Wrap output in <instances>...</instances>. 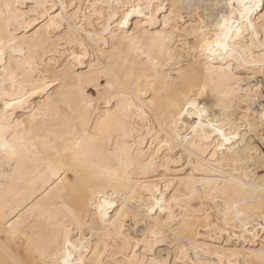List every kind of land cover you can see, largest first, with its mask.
<instances>
[{"label": "bare ground", "instance_id": "6f19581e", "mask_svg": "<svg viewBox=\"0 0 264 264\" xmlns=\"http://www.w3.org/2000/svg\"><path fill=\"white\" fill-rule=\"evenodd\" d=\"M71 2L0 0V264H264V0Z\"/></svg>", "mask_w": 264, "mask_h": 264}, {"label": "rangeland", "instance_id": "374dc122", "mask_svg": "<svg viewBox=\"0 0 264 264\" xmlns=\"http://www.w3.org/2000/svg\"><path fill=\"white\" fill-rule=\"evenodd\" d=\"M72 0H70V2H71ZM71 3H73V5H72V7H69L68 9H71V8H74L75 6H77L76 7V9L75 10H77V8H78V10H79V16L82 18L83 17V14L84 13H86L87 11H88V9L90 8V5L93 3V0H73ZM222 5H220L219 6V8L217 9V10H221V8H222V10L224 9L223 7H221ZM224 7H226V6H224ZM48 9H50V6H48ZM213 9H215V8H213ZM50 13H58L59 12V9L56 7L55 9H53V10H50L49 11ZM93 22H94V24H96V25H98L100 22H101V20L100 19H98V16H94L93 17ZM42 21H43V18H40L39 20H38V22L35 24L36 26H37V28H38V25L40 26L41 25V23H42ZM75 22L77 23L78 21L77 20H75ZM115 24H120L121 23V17L119 18V17H117L116 19H115V22H114ZM22 32H24V30L23 29H20L19 31H18V33H22ZM77 50H79V49H77ZM258 80L259 81H264V77L262 78V77H258ZM251 83V85L253 86V85H256L257 84V81H256V79H253L252 81H250ZM255 88H253V90H254ZM260 91H264V82H262V87H261V89H260ZM90 94L92 95V96H96V93L93 91V90H91L90 91ZM260 103H262V102H259V104ZM264 104V103H263ZM244 107H246V105H244ZM258 110V108H257V106L255 105V106H253L252 108H251V112H255V111H257ZM245 128V129H244ZM249 130V127H246V125H244L243 126V129H242V131H240V132H238V134H240V135H242V134H245V133H241V132H246V131H248ZM252 134V133H251ZM259 134L260 135H262V134H264V129L263 128H261L260 130H259ZM259 171H261V169L259 168L258 169ZM254 172H256V171H253L252 173H254ZM261 175H263V174H261ZM209 206H210V209L208 210V212L212 215V219H213V224H216L217 223V221H214L215 220V218H216V215H215V211H214V209H212L211 207H212V204H210L209 203ZM219 226H217V228H219L220 230H218L217 232L219 233V231H221V230H223V231H225V233L222 231V232H220L218 235V237H220L221 236V238L220 239H218V241L216 240L215 242H214V244H213V241H211L210 239H208L207 238V240L206 239H203L205 242L207 241L208 243H209V245H215V246H217V245H223L224 243L226 244V243H229V244H231V245H233V246H237L238 248H242L243 247V245H244V243H243V241H239V240H237L236 238H235V232H237L236 230H234V228H232V226H223L222 224H218ZM222 227V228H221ZM225 227V228H224ZM253 227H254V230H253ZM215 228V227H214ZM247 230L248 231H252L254 234H255V238H254V240L256 239V240H258L259 239V241L260 240H264V227L263 226H261L257 221H254V222H251L248 226H247ZM207 229H212V226L210 227H208ZM217 230V229H216ZM204 231V230H203ZM201 234L203 233H205V231L204 232H200ZM236 234H238V233H236ZM227 239V240H226ZM246 239H248V240H253V238H252V235H250L249 233L248 234H246ZM259 241H257V243H259ZM206 242V243H207ZM181 246H184V244L182 243L181 244ZM241 246V247H240ZM173 251V250H172ZM192 253V252H191ZM175 256H179V253H176V255ZM192 256H193V253H192ZM208 256V255H207ZM174 257H173V260H172V262L174 261ZM176 261V264H188V261L186 260V261H183V263H181V262H179L178 260H175ZM189 264H193L192 262H190Z\"/></svg>", "mask_w": 264, "mask_h": 264}]
</instances>
